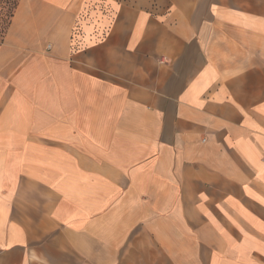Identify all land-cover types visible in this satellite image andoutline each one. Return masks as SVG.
<instances>
[{"label":"crops","instance_id":"obj_1","mask_svg":"<svg viewBox=\"0 0 264 264\" xmlns=\"http://www.w3.org/2000/svg\"><path fill=\"white\" fill-rule=\"evenodd\" d=\"M0 264H264V0H16Z\"/></svg>","mask_w":264,"mask_h":264},{"label":"rangeland","instance_id":"obj_2","mask_svg":"<svg viewBox=\"0 0 264 264\" xmlns=\"http://www.w3.org/2000/svg\"><path fill=\"white\" fill-rule=\"evenodd\" d=\"M16 0H0V40L7 27Z\"/></svg>","mask_w":264,"mask_h":264}]
</instances>
